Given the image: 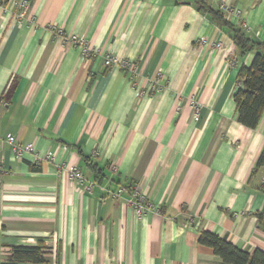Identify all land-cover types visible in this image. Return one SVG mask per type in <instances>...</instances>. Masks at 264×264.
Listing matches in <instances>:
<instances>
[{
    "label": "crops",
    "instance_id": "0c3cea01",
    "mask_svg": "<svg viewBox=\"0 0 264 264\" xmlns=\"http://www.w3.org/2000/svg\"><path fill=\"white\" fill-rule=\"evenodd\" d=\"M29 1L20 18L0 0V264L40 243L47 264H224L202 232L264 251V112L250 130L234 101L255 52L236 61L232 40L264 44V0H206L226 25L196 0ZM121 188L158 212L138 217Z\"/></svg>",
    "mask_w": 264,
    "mask_h": 264
},
{
    "label": "trees",
    "instance_id": "16d2710c",
    "mask_svg": "<svg viewBox=\"0 0 264 264\" xmlns=\"http://www.w3.org/2000/svg\"><path fill=\"white\" fill-rule=\"evenodd\" d=\"M200 10L211 14L217 23L222 25L223 14L214 11L206 0H196ZM232 40L238 50L236 61L250 52H255L250 66L240 67L238 78L239 86L234 95L237 107V121L242 126L254 130L257 128L264 112V44H258L247 37L241 30H234ZM88 162V161H87ZM259 167L264 165V154H262ZM92 168L97 166L89 164ZM259 227L264 231V219L261 217ZM199 243L211 248L224 264H264V251L256 249L252 253L241 250L210 232L200 234ZM47 247L40 243L37 247H13L10 261L16 263L47 264L45 254Z\"/></svg>",
    "mask_w": 264,
    "mask_h": 264
},
{
    "label": "built area",
    "instance_id": "2783aa9c",
    "mask_svg": "<svg viewBox=\"0 0 264 264\" xmlns=\"http://www.w3.org/2000/svg\"><path fill=\"white\" fill-rule=\"evenodd\" d=\"M30 6L31 4L29 0H17V2L15 3V9L18 11L16 12L17 17H20V18L24 17L29 11ZM243 27L247 28L246 25H244ZM71 42L72 44L82 47V51H83L82 55L84 58L89 59L91 57H97L100 55L98 51L89 49L85 45V43L81 40L73 38ZM203 42L205 43V41ZM214 46L215 48H219V49L222 48L221 44H216ZM104 65L106 67H111L113 65L119 66L122 70H124L127 73V75H129V77L130 75H133L136 72V66L132 61H118L115 57H110V56L105 57ZM156 83H158V81ZM156 83L154 84L153 91L157 89ZM7 142L10 145H12L13 151H15V153H17L20 156H23L24 154H31V155L36 154V150L33 145L21 147L16 143L15 139L10 136L7 138ZM46 159L48 161H52L53 156L51 154H48L46 156ZM68 170H69V178L71 179V181L75 182L83 190L87 192H91L93 191L95 186H97V183L95 182L89 183L86 180L85 175L79 168L71 167V168H68ZM126 195H127L126 190L123 188L118 189L115 193H113V197L115 199L124 200L126 204L129 205L131 209L138 215V217H143L146 213L150 211L158 212L156 208H154L148 203L146 197L140 192L138 188L130 190L128 195L127 196Z\"/></svg>",
    "mask_w": 264,
    "mask_h": 264
}]
</instances>
